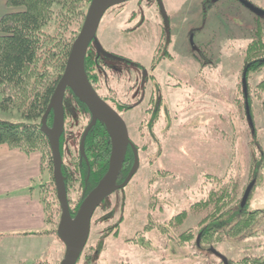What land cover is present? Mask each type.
Returning a JSON list of instances; mask_svg holds the SVG:
<instances>
[{
  "label": "rangeland",
  "instance_id": "374dc122",
  "mask_svg": "<svg viewBox=\"0 0 264 264\" xmlns=\"http://www.w3.org/2000/svg\"><path fill=\"white\" fill-rule=\"evenodd\" d=\"M183 2L188 16L182 15L177 20L189 30L175 33V47L184 53L193 46H204L210 57L207 73L201 76L193 64L182 62L187 58L176 56L181 76L173 84L180 96L172 94L173 85L168 87L165 79H161L171 111L167 119L160 118L153 135L147 133L142 114L125 115L127 125L134 130L135 145L142 149L141 166L128 186L107 197L103 207L96 211L90 240L78 264H214L213 257L219 256L232 263L264 257V102L257 92L264 70L248 78L256 126L253 135L245 113L242 79L245 53L257 27L264 28V0H249L252 8L232 0ZM19 10L25 8L5 5L0 17ZM109 13L101 21L97 34L103 50H117L132 62L144 61L147 50L140 48L136 37L109 38L111 33L120 31L124 21L123 16L117 18ZM110 16L111 20L114 18L115 29L110 27ZM136 22L122 29L128 30ZM148 46L146 43L145 47ZM109 66L106 62L100 64V68ZM186 68L193 70L189 78L182 75ZM115 92L123 103L127 101L123 93L117 89ZM1 100L0 93V103ZM0 119L25 122L18 113L1 108ZM81 130L82 127L78 128L75 138H69L74 146ZM255 173L263 176L252 192L247 210L263 213L249 231L239 237H228V228L239 219L234 214L215 224L225 236L222 244L215 245L217 254L208 253L209 246L199 253L197 239L187 244L180 242V237L189 231L199 237V225L206 213L193 211L192 206L206 199L211 190L232 183L244 192L254 182ZM77 187L71 189L76 192ZM72 193L75 197L71 192L68 199ZM185 212L187 219L177 222L176 217ZM65 252L56 234L0 238V264H61Z\"/></svg>",
  "mask_w": 264,
  "mask_h": 264
},
{
  "label": "trees",
  "instance_id": "16d2710c",
  "mask_svg": "<svg viewBox=\"0 0 264 264\" xmlns=\"http://www.w3.org/2000/svg\"><path fill=\"white\" fill-rule=\"evenodd\" d=\"M4 1L7 6H23L25 10L6 12L0 18V93L2 95L0 108L5 112L18 113L25 122L0 119V145H7L26 155L37 152L42 157L41 175L36 179V186L32 187L30 192H35L34 197H37L43 205L46 228L42 232L31 235H57L62 215L61 206L58 202L54 179L51 145L48 136L41 130L42 119L48 111L57 85L66 70L70 51L82 30L92 0ZM257 19L259 20L260 17ZM245 56V70L249 68L246 75L249 90L250 74L261 73L264 70V28L261 25L257 27ZM85 63L86 74L91 82L96 64L94 51L91 48L88 49ZM257 90L264 102V79ZM65 98L66 126L60 144L66 188L68 194L74 192L75 196L73 198L72 193L68 199L70 213L75 217L84 200L94 191L110 167L111 144L104 124L98 123L86 138L87 157H85L82 154L80 142L85 129L91 123V113L79 99L74 97L71 90H67ZM244 98L245 113L253 135L256 132V126L250 90L247 98L245 94ZM247 102L253 126L248 120ZM52 121L51 115L48 120L49 127H52ZM80 127H82V133L74 140V146L69 138H75L73 135ZM77 141H79L78 146ZM128 153L129 156L122 171L123 181L128 178L134 165V155L131 150ZM260 176L263 175L255 173L253 176L255 186L250 193V198L256 185L260 183ZM39 183L41 185L38 187ZM75 184L78 185L76 192L72 190ZM246 190L241 191L234 183L220 190H211L206 199L192 206L193 211L206 213L199 225L200 246L196 240L198 237L191 231L183 234L180 242L187 244L196 240L195 245L199 253L203 251L204 246H209L208 253L212 255L211 250L215 248V245L222 244L225 239L224 231L218 230L215 224L234 214L238 215L239 219L228 228V237L244 235L257 223L263 213L262 210L253 212L247 210L250 198L244 208L241 206ZM187 216L188 213L185 212L178 215L175 220L182 223ZM161 230L164 234L165 230L163 228ZM212 262L225 264L219 257H213ZM228 264H264V257H249L235 263L228 260Z\"/></svg>",
  "mask_w": 264,
  "mask_h": 264
},
{
  "label": "flooded vegetation",
  "instance_id": "af4514ba",
  "mask_svg": "<svg viewBox=\"0 0 264 264\" xmlns=\"http://www.w3.org/2000/svg\"><path fill=\"white\" fill-rule=\"evenodd\" d=\"M232 2L246 7L249 0H232ZM187 11L183 0H132L120 4V6L110 8L105 13L112 12L109 15L116 16L117 18L123 16L124 18L123 25H120V31L111 33L109 38L114 36L116 38L136 37L137 41L140 42V48L147 50L143 57L144 61H129L125 59L124 54L118 53L117 50H112L111 52L105 50L107 55L98 53L94 42L89 47L94 51L95 67L100 69L97 71L95 68L96 71L92 72L93 79L91 80L99 97H102L111 108H114L122 119L127 114H142V119H146L144 120V123L147 122L145 129L149 135L154 134V128L157 122H160V118L164 117L167 119L171 111V105L168 103L167 98H165L161 79H165L168 87L173 85L172 94L175 93L177 97L180 96L179 89H175L176 85L173 84L181 76V72L178 69L180 62L176 59V56L181 55L187 58L186 61L182 62L190 64V66L193 64L201 76L203 75L204 77L207 73L206 66L210 62V57L204 46H193L184 53L175 47V33L189 30L188 26H183L184 24H182L181 20H177L182 15L188 16ZM111 16L108 20L109 22ZM112 20L110 27L115 29L116 27L112 23ZM134 20L137 22L132 28H126L128 30L122 29L123 26L131 24ZM146 43L149 45L147 48L145 47ZM153 45L155 49L152 51ZM104 62L107 65L111 64V66L100 68V64ZM117 64H122L123 67ZM192 72L193 70L186 68L182 71V75L189 78ZM116 89L126 97L127 101L125 103L122 102L121 98H117ZM140 122L144 125L143 121ZM104 128L106 130L105 125ZM127 129L129 130L130 141L137 151L140 152L142 149L137 148L136 142L132 138L134 132L132 125L128 124ZM130 150L133 153L131 146L128 147L127 157ZM119 177L118 184H122L127 180L123 181L122 172Z\"/></svg>",
  "mask_w": 264,
  "mask_h": 264
},
{
  "label": "water",
  "instance_id": "95a60500",
  "mask_svg": "<svg viewBox=\"0 0 264 264\" xmlns=\"http://www.w3.org/2000/svg\"><path fill=\"white\" fill-rule=\"evenodd\" d=\"M132 0H92L91 6L86 14V20L81 32L76 38L70 56L67 61L66 70L62 79L57 85L52 101L48 107V111L42 119V132L48 136L53 156L54 179L56 191L58 194V202L61 206V219L57 236L62 240L66 252L61 264H78L80 257L85 250V246L91 237L92 220L96 211L106 202V198L116 193L117 190L125 189L138 173L140 164V153L130 141L129 130L126 122L120 117L114 108H111L102 97H99L94 86L86 74V57L88 49L94 42L98 53L107 55L102 45L97 39V33L104 15L110 8L120 6V4L130 2ZM246 7L252 8L248 3ZM248 69L243 76V90L245 97L248 96V80L246 79ZM67 90H71L74 97L79 99L89 112L91 113V123L85 129L81 139V151L86 155V138L91 129L98 123H103L108 131L111 142V157L109 161V169L101 182L94 188L89 196L84 200L82 206L78 210V214L73 217L70 213V202L68 201V190L63 176V156L61 155L60 140L65 134L66 126V110L64 107L65 96ZM247 113L250 125L252 124L249 106L247 102ZM53 116V125L49 127L48 120ZM131 146L135 159L134 166L128 174L127 180L118 184L119 176L124 169L127 157L128 147ZM255 186L253 182L244 193L241 206L244 208L250 198V193ZM200 246V235L197 239ZM214 252V249L211 250ZM217 254V253H215ZM219 256V255H218ZM221 261L228 264V260L223 256H219Z\"/></svg>",
  "mask_w": 264,
  "mask_h": 264
},
{
  "label": "crops",
  "instance_id": "0c3cea01",
  "mask_svg": "<svg viewBox=\"0 0 264 264\" xmlns=\"http://www.w3.org/2000/svg\"><path fill=\"white\" fill-rule=\"evenodd\" d=\"M5 5L1 1L0 11ZM41 166L39 153L26 155L0 145V236L15 238L45 230L43 205L35 192H30L41 175Z\"/></svg>",
  "mask_w": 264,
  "mask_h": 264
}]
</instances>
